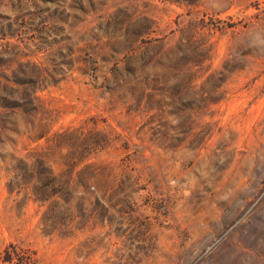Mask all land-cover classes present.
<instances>
[{
	"label": "rangeland",
	"instance_id": "obj_1",
	"mask_svg": "<svg viewBox=\"0 0 264 264\" xmlns=\"http://www.w3.org/2000/svg\"><path fill=\"white\" fill-rule=\"evenodd\" d=\"M0 264H264V0H0Z\"/></svg>",
	"mask_w": 264,
	"mask_h": 264
}]
</instances>
